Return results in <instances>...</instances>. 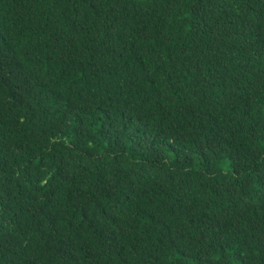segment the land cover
I'll return each mask as SVG.
<instances>
[{"label":"trees","instance_id":"obj_1","mask_svg":"<svg viewBox=\"0 0 264 264\" xmlns=\"http://www.w3.org/2000/svg\"><path fill=\"white\" fill-rule=\"evenodd\" d=\"M0 264H264V0H0Z\"/></svg>","mask_w":264,"mask_h":264}]
</instances>
